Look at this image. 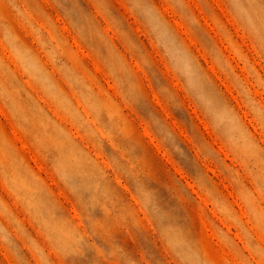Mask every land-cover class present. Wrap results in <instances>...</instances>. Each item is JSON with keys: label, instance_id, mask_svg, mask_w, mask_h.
<instances>
[{"label": "rangeland", "instance_id": "1", "mask_svg": "<svg viewBox=\"0 0 264 264\" xmlns=\"http://www.w3.org/2000/svg\"><path fill=\"white\" fill-rule=\"evenodd\" d=\"M0 264H264V0H0Z\"/></svg>", "mask_w": 264, "mask_h": 264}]
</instances>
